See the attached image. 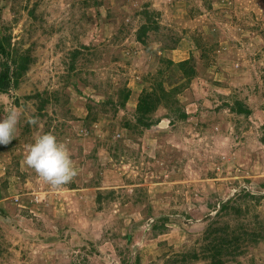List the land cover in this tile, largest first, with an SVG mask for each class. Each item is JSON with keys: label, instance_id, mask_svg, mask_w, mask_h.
<instances>
[{"label": "rangeland", "instance_id": "rangeland-1", "mask_svg": "<svg viewBox=\"0 0 264 264\" xmlns=\"http://www.w3.org/2000/svg\"><path fill=\"white\" fill-rule=\"evenodd\" d=\"M143 23L158 28L141 43ZM6 27L32 62L0 92V118L22 111L0 145V264H208L203 233L227 223L247 234L224 264H264V0H0ZM159 81L178 86L185 117L159 104L136 128ZM121 87L129 99L110 110ZM48 132L78 170L59 189L24 162ZM98 189L113 193L97 203Z\"/></svg>", "mask_w": 264, "mask_h": 264}, {"label": "trees", "instance_id": "trees-1", "mask_svg": "<svg viewBox=\"0 0 264 264\" xmlns=\"http://www.w3.org/2000/svg\"><path fill=\"white\" fill-rule=\"evenodd\" d=\"M147 19L150 18L151 13L148 11H143ZM157 24L150 25L148 23H143L137 30V39L143 43L145 32L149 29H157ZM7 27L2 30L0 28V92L6 93L10 89H16L18 82L21 76L26 72L29 67V64L32 62L30 54L26 50L22 51L13 46H11V36L10 33H6ZM78 51H75L73 56L76 55ZM75 59V57H72ZM188 62L187 60L180 61L177 65L181 68L183 72H187L188 75L194 76L195 70L193 66L189 64L188 70L185 69V65ZM170 64L171 61H168ZM73 63L71 64V67ZM186 73V74H187ZM178 86L171 87L166 89L162 82L159 81L154 87L150 90L143 89L138 96L137 103L135 105L134 112V124L136 128L147 129L150 126L156 123V120L153 119L152 114L156 110L159 104H163L165 107H169L170 110L177 112L179 118H184V111L180 110L178 106V100L176 99ZM130 89L125 87L118 88V91H114V94H111L108 97L106 105L109 106L110 110L117 111L119 108L125 107L127 100L129 99ZM227 104V103H225ZM43 104L39 102V107ZM173 105L174 107H172ZM229 109L233 112L246 114L249 112L248 108L239 99H234L232 104H229ZM126 125L128 122L125 121ZM113 190L103 193L99 189L95 195V201L100 203L102 197L112 195ZM244 196H249V192L243 193ZM250 196H252L250 194ZM226 208V204H222L220 210ZM219 210V211H220ZM166 219L165 217H160L157 221H162ZM164 226V225H163ZM154 228H156L154 226ZM238 227H230L227 223L222 227H213L210 228V225L205 229L203 233V238L206 243L204 244V249L208 250L206 257H210L208 264H224V256L231 255L234 257L238 253L242 252V236L247 234L246 231L240 233ZM190 256L197 257V254L194 252Z\"/></svg>", "mask_w": 264, "mask_h": 264}, {"label": "clouds", "instance_id": "clouds-1", "mask_svg": "<svg viewBox=\"0 0 264 264\" xmlns=\"http://www.w3.org/2000/svg\"><path fill=\"white\" fill-rule=\"evenodd\" d=\"M21 116L22 111L18 107L4 109V116L0 118V145L6 147L16 138ZM26 122L36 125L38 117H29ZM25 148V164L53 189L72 182L78 175L69 148L52 132L38 135L34 143L27 144Z\"/></svg>", "mask_w": 264, "mask_h": 264}, {"label": "water", "instance_id": "water-1", "mask_svg": "<svg viewBox=\"0 0 264 264\" xmlns=\"http://www.w3.org/2000/svg\"><path fill=\"white\" fill-rule=\"evenodd\" d=\"M220 205H221V202L219 203V207H220Z\"/></svg>", "mask_w": 264, "mask_h": 264}]
</instances>
